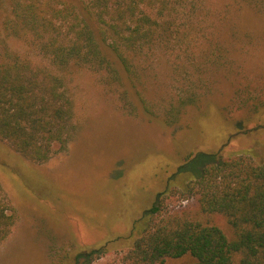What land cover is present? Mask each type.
<instances>
[{
    "label": "rangeland",
    "instance_id": "rangeland-1",
    "mask_svg": "<svg viewBox=\"0 0 264 264\" xmlns=\"http://www.w3.org/2000/svg\"><path fill=\"white\" fill-rule=\"evenodd\" d=\"M51 1L81 8L84 0ZM9 12V0H0V30ZM197 16L204 22L187 38L188 22L176 23L182 34L170 53L138 55L144 69L131 76L64 70L73 105L64 152L33 163L0 141V187L16 214L0 264H74L75 254L102 246L92 264H121L133 222L186 158L264 153V0H205ZM9 44L23 48L15 37ZM187 89L199 96L195 105L178 103L181 113L167 125L166 109ZM168 203L196 211L193 199ZM209 220L227 230L224 219Z\"/></svg>",
    "mask_w": 264,
    "mask_h": 264
},
{
    "label": "trees",
    "instance_id": "trees-1",
    "mask_svg": "<svg viewBox=\"0 0 264 264\" xmlns=\"http://www.w3.org/2000/svg\"><path fill=\"white\" fill-rule=\"evenodd\" d=\"M204 2L84 0L77 8L70 2L9 0L0 30V141L33 163L64 152L73 118L64 70L84 66L131 76L144 69L136 64L138 55L170 53L172 39L182 34L176 23L188 22L187 38L190 28L204 22L195 17ZM12 37L23 48L14 49ZM198 97L187 89L184 100L166 109L165 123L172 125L180 107L195 105ZM167 182L124 238L128 248L121 264L182 259L185 264H264V153L247 149L226 158L197 153ZM174 196L195 200L196 211L170 208ZM212 216L224 219L227 230L212 223ZM15 222L0 187V243ZM105 251L106 246L83 250L74 255V264H92Z\"/></svg>",
    "mask_w": 264,
    "mask_h": 264
}]
</instances>
